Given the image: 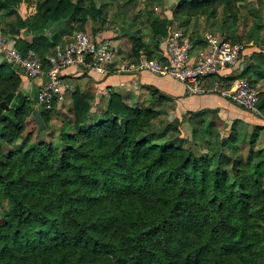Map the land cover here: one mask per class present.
<instances>
[{"label": "trees", "instance_id": "obj_1", "mask_svg": "<svg viewBox=\"0 0 264 264\" xmlns=\"http://www.w3.org/2000/svg\"><path fill=\"white\" fill-rule=\"evenodd\" d=\"M238 1L180 0L171 5L173 19L188 28L194 17L205 15L222 40L263 44L262 18L248 32L237 27ZM22 2L0 0V8L10 17L17 49H33L44 60L73 34L67 28L85 31L102 11L94 0H40L24 16ZM260 4L264 8V0ZM169 23L149 8L146 24L156 44L146 43L137 30L130 34L127 57L137 61L144 51L148 58H163ZM53 24L58 28L46 35ZM24 31L34 39L23 38ZM250 57L240 74L226 79L257 81L264 53ZM21 74L0 64V140L14 142L8 153L0 150V204L8 205L0 220V264H264L263 123L237 118L225 134L213 118L216 108L168 120L162 117L169 115L165 107L134 105L115 89L96 103L90 80L69 93L71 117L61 126L57 149L40 134L50 127L58 100L34 107L37 93L21 90ZM146 88L153 105L176 100ZM258 107L264 111V91ZM183 123L190 136L182 135ZM202 143L206 152L199 154L195 147Z\"/></svg>", "mask_w": 264, "mask_h": 264}, {"label": "built area", "instance_id": "obj_2", "mask_svg": "<svg viewBox=\"0 0 264 264\" xmlns=\"http://www.w3.org/2000/svg\"><path fill=\"white\" fill-rule=\"evenodd\" d=\"M160 48L163 58H148L144 51H140L137 61L123 60L118 71H150L171 76L184 83L189 95L216 94L253 115L262 116L258 107L259 93L255 86L246 81L227 82L218 76L224 69L240 63L247 54L246 44L225 41L208 33L199 46L183 30L175 29ZM0 54L30 79L44 78L40 83L37 101L48 107L55 100H63L74 90L75 84L73 76L68 72L69 68L97 69L107 73L110 72L112 59L107 43H101L92 34L82 30L74 32L56 45L45 60L33 49L22 53L15 46L14 37L0 31Z\"/></svg>", "mask_w": 264, "mask_h": 264}, {"label": "rangeland", "instance_id": "obj_3", "mask_svg": "<svg viewBox=\"0 0 264 264\" xmlns=\"http://www.w3.org/2000/svg\"><path fill=\"white\" fill-rule=\"evenodd\" d=\"M40 0H23V2L19 6V13L24 16H29L30 14V6H36V4ZM91 0H86V3L90 5ZM97 4V6H100L102 8L100 18L92 19L87 22L88 27L84 29L85 31L89 32L94 36V38L101 43H107V45H110V42L112 39L116 37H121V40L119 43L123 46L126 45L128 48V51L130 52V46H131V40H130V34L135 33L137 30H140L141 36L144 38L145 42L152 45L156 44V41L152 38L150 29L147 27L146 24V14L147 10L149 8L156 7L157 11H159L166 19H170V27H169V33L175 29H180L186 31L187 35L195 42H203L206 34L212 33L222 39L221 32L216 30L215 26L211 25L212 21L208 23L207 19L205 18V15H199L197 17H194L192 21L190 22L188 28L186 25L180 24L178 21H174L173 19V12H172V4L178 3L180 0H162L163 3L160 2V0H155L154 2L150 3L149 0H133L132 3H127L126 5L123 4L125 0H94ZM162 6H161V5ZM237 11V27L240 29V32H248L250 29H252L258 21L262 18L264 20V8L260 4V0H239L236 4ZM134 15H137V18H133ZM223 12L221 11L219 14V17H217L216 20L221 21L223 19ZM8 20H10V17H8L3 9L0 8V31H2L5 35H8L10 37H13V33L10 32V27L8 26ZM233 21V18L231 19ZM58 28L57 26L54 27V29ZM79 29L77 26H75L73 29L67 28L66 32L74 33L77 32ZM169 35V34H168ZM168 37V36H167ZM167 37L164 38V40L161 42V46L165 44V41L167 40ZM264 37L262 35L261 39ZM201 42V43H202ZM254 42V43H253ZM236 43H244L247 46V54L244 56L242 55L243 59H241L240 63L235 67V69H231L233 71L227 72L226 75L219 74L220 76L225 77V81L229 82L232 81L230 79H226V77H229L231 75H238L242 72L245 66L250 64L252 62V59L250 57L251 53L254 51H263L264 53V42L261 41L263 44H258L255 41L247 42L246 40L243 41H237ZM253 43V44H252ZM263 45V46H262ZM128 52V53H129ZM127 55L120 56L122 58V61L126 58ZM134 60V59H132ZM8 63L17 70L19 68L15 66L13 63H11L4 55H0V64L2 63ZM264 67V64H261L260 68ZM264 69V68H263ZM227 70V69H225ZM21 71V70H19ZM22 72V71H21ZM262 75L257 79V81H251L247 77H240L235 79L234 81H246L251 83L253 86H255L256 90L259 94H261L262 91H264V70H262ZM22 77V85L21 90L24 91L27 94H30V90L28 88V83H30V78L25 76L24 74H21ZM36 92L32 94V96H35ZM148 93L142 92L137 99H133L132 104H146L148 106H153L156 109H161V107H165L169 111V115L166 116V114H163L162 117L165 119H174L175 117L182 118L183 114L191 111H197V110H187L183 114H181V110L185 109L186 107L180 103L175 102H168V103H156L155 105L152 104L150 100V96L146 98V95ZM70 94H67L63 100L57 101V105L54 110H52L51 113V120H50V127L48 129L42 130L40 134V138L42 140H46L49 142H52L54 146L59 149L62 145V137H61V126L65 120L71 117V113L69 112V107L71 104V98L69 97ZM226 99V98H225ZM36 100V99H35ZM229 102V99H227ZM239 106L238 104H236ZM40 105L36 101L34 103V107H39ZM241 107V106H239ZM243 110V107H241ZM247 111V110H246ZM249 113L248 117L246 116L247 121L252 122H262L264 120V111L262 112V116L260 115H253L251 112L247 111ZM247 114V113H246ZM213 118L215 117L217 121L219 122V126L222 129V131L226 134L229 132L232 123L237 118L242 117H233V115L230 114V111L228 108L226 109H219L217 114H212ZM250 117H253L252 120L249 119ZM214 118V119H215ZM34 120H32L31 123L28 124V128L33 124ZM263 123V122H262ZM245 129H249L248 124H245L243 126ZM182 135L190 136L191 135V128L187 123L182 124ZM14 147V142L10 143H4L0 140V150H2L5 153H8L10 150H12ZM195 150L197 153H204L206 152V145L205 144H199L195 147ZM245 150H247V146H245ZM8 212V205L7 202H4L3 204H0V220L3 218L4 214Z\"/></svg>", "mask_w": 264, "mask_h": 264}, {"label": "crops", "instance_id": "obj_4", "mask_svg": "<svg viewBox=\"0 0 264 264\" xmlns=\"http://www.w3.org/2000/svg\"><path fill=\"white\" fill-rule=\"evenodd\" d=\"M30 14L36 11V6H30ZM57 24L51 25L45 34L48 36L53 35L54 27ZM23 38L28 41H32L35 37L34 33L24 31L22 33ZM121 37H116L111 40L109 45V51L111 52L112 59L110 63V72H103L97 69H77L75 67L69 68L68 72L73 76V83L75 86L85 88L88 81H93L91 86L95 91V101L98 103L103 95L108 96L111 89L120 91L127 102L132 103L133 99L142 94V92L149 93L146 86H151L160 89L161 91L168 93L176 98V102L184 105L186 108L181 110L183 114L187 110H200L204 108H216V109H226L228 108L230 114L233 117H248L249 113L243 110L241 107L237 106L233 102H229L224 97L216 94H206V95H189L186 92V88L183 82L180 80L165 75L154 74L150 71H141L138 73L134 72H120L118 71L119 66L122 63V55H128V48L126 45H121L119 41ZM3 56V54H0ZM129 59L126 56L124 60ZM238 66L228 67L227 70H223L221 74L226 75L227 72L233 71ZM44 78L30 79L28 83V88L30 90V95L35 92L38 93L40 83ZM146 95V94H145ZM149 94L146 95V98ZM247 113V114H246ZM253 117L249 119L252 120ZM264 124V120H262ZM261 122V123H262Z\"/></svg>", "mask_w": 264, "mask_h": 264}, {"label": "water", "instance_id": "obj_5", "mask_svg": "<svg viewBox=\"0 0 264 264\" xmlns=\"http://www.w3.org/2000/svg\"><path fill=\"white\" fill-rule=\"evenodd\" d=\"M261 41L264 42V37L262 38ZM1 107L7 108L8 105L5 102H2L1 103ZM34 117H35L36 121L39 123V125L41 127H43L44 126V121L42 119V116L40 115V113L37 110L34 111Z\"/></svg>", "mask_w": 264, "mask_h": 264}]
</instances>
